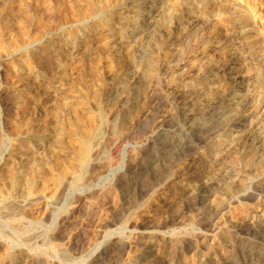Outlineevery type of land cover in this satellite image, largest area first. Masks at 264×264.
Returning a JSON list of instances; mask_svg holds the SVG:
<instances>
[{"label": "rangeland", "instance_id": "rangeland-1", "mask_svg": "<svg viewBox=\"0 0 264 264\" xmlns=\"http://www.w3.org/2000/svg\"><path fill=\"white\" fill-rule=\"evenodd\" d=\"M13 1L14 5L24 3L31 14L35 12L33 0ZM134 2L141 1L126 0L115 11L120 14L118 21L123 22L118 32L108 33L96 19L74 24L76 19L73 18L67 24L59 23L55 27L57 30L53 28L51 33L40 38L30 30L29 38H32L18 45V50L12 54L6 53V44L1 46L0 58L6 60L0 62V199L8 198L21 206L32 202L33 198H42L40 204L33 206L31 216L26 218L25 232L14 237L9 229L0 228V239L28 253L40 254L45 260H55L57 264H133L136 248L131 245L137 235L150 233L153 236L151 247L143 241L136 245L140 250L147 249L146 262H158L160 239L170 235L190 241V250L184 251L176 263L196 264L197 252L204 262L205 259L214 262L220 257L224 262L226 255L237 249L231 242L232 245L228 244L220 251L228 225L247 214L255 220L260 217L261 206L264 208V95L258 88L264 83L260 78L249 76L245 87L260 92H256L257 97L253 95L256 100H249V105L253 106L251 120H246L242 127L230 132L233 119L239 116L232 112L212 123L210 133L220 144V151L219 157L209 162L204 175L198 181L177 178L183 160L189 156L185 148H175L171 153L162 148L149 149L148 153L144 148L151 142L160 146L171 138L168 130L175 120L176 93L173 90L182 87L187 79L194 78L192 76L199 70L212 67L210 62H204L205 65L199 64V70L193 73L189 69V59L200 55L201 37L206 29H212L214 17L184 15L182 4H166L153 27V36L155 40L159 38V44H152L145 54H141L136 50L139 15L124 12ZM3 21L1 17L0 27ZM190 22H193L192 26ZM180 35L181 45L167 57L166 64L160 66L163 45ZM112 45L116 46L114 52H107L109 49L106 48ZM42 55H49L55 61L54 76L36 65L35 57ZM217 55L213 54V59ZM215 80L211 78L208 86L217 85ZM204 90L195 97L193 112L209 102L212 88ZM104 103L110 105L112 117L104 112ZM143 109L147 112L141 116L139 112ZM96 110L100 111L103 121L102 149L95 154L93 169H88V175L79 186L69 180L67 189L60 194L55 179L62 174L61 170H70L74 166L78 151V144L74 137H70V131L76 119H82L80 131L84 133L91 122L92 125L99 124ZM13 123H17L18 135L11 129ZM190 134H185L182 139L193 146L197 141ZM155 136L160 137L153 142ZM24 157H29L25 163L28 167L21 163ZM12 173L18 180L10 178ZM26 176L33 180L32 186ZM261 178L263 184L258 185ZM185 182L189 183L187 189L182 188ZM234 184L238 185L235 187ZM51 192L57 195L53 197ZM222 197L225 199L221 200ZM217 204L219 210L214 207ZM70 210V218L59 226L58 237L34 243L37 236H50L57 229L60 218ZM45 212L48 216L42 218ZM215 213L219 219H213ZM116 239L126 242L122 250L111 256L100 255L99 247ZM263 248L264 244L249 243L244 253L253 262L257 260L254 254L261 253L263 258L258 264H264ZM215 249L219 256L212 254Z\"/></svg>", "mask_w": 264, "mask_h": 264}, {"label": "bare ground", "instance_id": "bare-ground-1", "mask_svg": "<svg viewBox=\"0 0 264 264\" xmlns=\"http://www.w3.org/2000/svg\"><path fill=\"white\" fill-rule=\"evenodd\" d=\"M124 1L126 0H33L35 4L34 5L35 12L31 14L30 10L24 6V3L22 4L19 3V5H14L15 3L13 0H0L1 2L0 3V18L2 17L4 19L0 27V54L3 51L1 46L2 45L4 46L5 44H6V49H5L6 53L9 52L12 54L13 52L17 51L18 45H23L26 43V39L29 38L30 30H32L36 38H40V36H44L48 33H51L52 29L53 28L55 29V27L59 23L66 22L65 24H67V22L72 21L73 18L76 19L74 20L75 21L74 24L83 22L85 20H88L89 18L96 19L97 24L102 25L103 28L106 31H108V33L118 32L123 22L118 21V15L120 14L115 11L119 9L121 3ZM140 1L141 2L139 3L134 2L130 4L126 9H124V12L125 13H136V15H139L138 28H136L137 34L139 35V40L136 45V50L138 53H141V54H145L148 51V48L152 46V44H155V45L157 43L159 44L158 42L159 38L155 40L153 36V31H154L153 27H154V23L156 21L157 16L162 14L161 12L165 8L166 4L168 5L171 4L174 6L182 4V6L184 7V10H183L184 15H201L203 18H207L210 16L214 17L212 29L211 27L209 29H206L205 33L201 37V40H200L201 46L199 47H202L201 48L202 50H201L200 55L193 57V59H189L190 60L189 69L192 70L193 73L195 71L197 72L199 70L198 67H200L199 64H202V63L204 64V62L205 63L210 62V64H212V67L209 69L203 70V71L199 70L196 75L192 76L194 78H190L189 80L187 79V81L182 83L183 84L182 87H176L175 90H173V93L174 94L176 93L175 108H174L175 120H174V123L171 125L170 129L168 130L171 133V138L169 140L166 139L162 145L156 146L157 144L155 145L156 142H154V140H157V138L160 136L158 137L155 136L154 138H152L154 144L151 142V144H149L147 147L144 148L145 151L152 149V148L153 149L162 148L167 153H171V151L175 148H179V147L185 148V151L186 152L188 151L187 153L189 154V156L183 160L182 167L177 174V178L184 179L186 181H189V179L198 181L204 175V171L206 167L208 166L209 162L211 160L214 161V159L217 158V156L219 155V151H220V148L218 146L220 144L213 140L214 138H212L211 133H210L211 132L210 130H212L211 129L212 123L216 122L217 119L220 118L221 116H226L229 113L239 115L233 119L234 126H233V129L232 128L230 129V132H233L234 129L239 128L240 126L242 127L243 123L246 120H248L249 118L251 120V115H252L251 108H253V106L251 107L249 105L251 103V102L249 103V100L253 98L254 94L256 95V92H258V90H255L256 89L255 88L253 90L250 89L251 90L250 91L248 87H245V86L248 85L247 84L249 82L248 78L249 76H252V75L255 78L256 77L258 79L260 78L264 83V0H140ZM141 3L143 4L145 3L146 5L144 4V5L139 6L138 4H141ZM192 24L193 22H190V26H192ZM31 38H29L28 40H30ZM180 42H182L181 35L178 36L175 40L173 41L171 40L170 42L166 44H164L165 42L164 43L161 42V44H164L163 45L164 49L162 51V61L161 63H159L160 66H163L166 64L165 60L167 59L168 56H170L175 51L176 47L179 46ZM115 47H116L115 45L114 46L112 45L111 47L106 48V49H109L107 52H114ZM4 53L5 52H3V54ZM211 53L213 54L218 53V55L213 59L212 57L213 54L211 55ZM31 56L32 57L35 56L33 51L31 53ZM105 56H107V54ZM35 59H36V65L39 68H41L42 70L46 71L48 74H51L53 76L54 74H56V67L54 63L55 61L49 58V55L38 56V57H35ZM4 60H6L5 57L0 58V62ZM175 62L177 61L175 60ZM4 65L6 66V64ZM156 65L158 64L156 63ZM57 67H60V66H57ZM211 78H213L214 80L216 79L215 81H218L217 82L218 84L215 85L216 83L215 84L213 83L215 86L209 87L208 84L212 82ZM255 78L253 79V81L255 80ZM208 81H211V82H208ZM207 88H212L211 96H210L211 98L209 102L199 111L197 110L196 112H193L194 109L192 110V108H194L193 101H195L196 99L195 97L198 95L199 92ZM258 88H261V90H263L261 94L264 95V84L262 87H258ZM201 93L199 94L201 95ZM257 96L258 95H256V97ZM111 103L109 102V104ZM134 103H136V101ZM131 104L129 106V109L132 108ZM104 108H105L104 112L107 114V116H110L112 114L110 105ZM146 112H147V109H143V110H140L139 114L143 116L144 114H146ZM105 113L103 114L105 115ZM95 114H96V118L98 119L97 121H99V124L92 125V122H91L90 127H88L87 132L85 133L82 130L80 131V125L82 123L81 122L82 119L81 120L76 119L73 124V129L70 131L72 136L70 137H74V140L77 142L78 151L76 153V157L74 156L75 157L74 166L70 170L68 169L69 171L65 168L67 170L65 173H64L65 169L61 170L62 174L59 175L55 179V185L59 193L67 189L69 180L73 182L75 185L79 186L78 184L84 178H86L85 176L87 174L88 169L91 166H93L95 154H98L99 150L102 149L101 143H102V140L104 141L103 137L101 136L102 135L101 134V122L103 124V121H101L102 115L100 114V111L98 110L95 111ZM83 118H86V117H83ZM28 125L29 127H31L30 126L31 124H28ZM11 129L16 135H18L19 128L17 126V123H13L11 126ZM80 132L84 134H81ZM190 133L194 136V138L197 141V143L193 146L184 142V140L182 139L185 134H190ZM70 142L72 141L70 140ZM62 144L66 145V143H62ZM68 149H71V148H68ZM69 153L71 152L69 151ZM20 157L18 160H20ZM28 158L27 157L21 158L22 160L21 163H24V166H27V167L28 165H25V163ZM14 173L11 174L10 178L13 180H18L17 176L14 175ZM64 174H66V177H64ZM27 176L26 178L29 179L28 177L30 175L28 177ZM31 178L29 180L26 179V181H28L29 186L33 184L32 183L33 180ZM238 178L241 179L240 177ZM262 179L263 178L259 179V181L257 182L258 185H260L263 182ZM236 181H239V180L236 179ZM232 182L234 183L235 181H232ZM188 185L189 183L185 182L182 188L187 189L189 187ZM230 189L231 187L229 188V190ZM260 189H262V186ZM224 192L222 193L223 195H224ZM55 194L57 195V193ZM55 194L53 195V197L55 196ZM227 196L225 197L227 198ZM40 198H37V197L33 198L32 200L33 203L30 200V202L25 205H21V203L19 202L21 206H19V204L16 201L8 200V198L6 199L3 198L4 200L0 199V228L9 229L11 231L10 234L12 236L19 237V234L21 235V233L25 232L23 230L25 228L24 224L27 221L26 218L28 216H31V214L33 213V210H34L33 206L35 204H40L41 202L39 201ZM220 199L222 200L223 197ZM55 200L56 199L52 200V202H55ZM219 203H223V202L220 201ZM218 205L219 204L215 205L214 207L217 209ZM222 207L224 208L223 205ZM262 207L263 206H261V208L259 207L260 217L255 218V220H251L250 218L252 216L249 218V215L247 214L246 216L239 219L238 221L236 220L233 223H230L228 225L229 229L226 231V235L223 236V239H221L223 241H222L220 251L223 250L222 248H226L228 244H231V242L232 244L236 245L237 249L235 248L236 251L233 253H230L228 251L229 252L227 254L228 256L226 255L225 260L223 259L224 262H222L221 257L215 260L213 259L214 257H212L214 262H208V260L206 261V259L204 262V259H201L202 256L200 255V253L197 252L195 255L196 264H258V262L262 260L263 255L261 253L254 254V257H257V260L256 258H254L256 261L253 262V259L251 257H247L245 255L246 252L244 251V249H245V246H247L249 243L254 244L256 246L257 245L260 246V244H264V208ZM250 210L252 209L250 208ZM71 211L72 210H70L69 212L67 211L68 214L60 218V223L58 224L57 229H55V231H53L50 234V236L49 235L44 236V237L37 236V238L35 239L33 238L35 240L34 243H38V242L43 243L46 240H54L56 237H58L59 229H60L59 226L64 225V223L67 222V220L70 218L69 215ZM216 212L218 213V211ZM217 213H215V216H213L214 220L218 218L216 215ZM251 213L252 212H250V215ZM47 216H48V212H45L43 213L42 218H46ZM28 238L26 239L28 240ZM135 239L136 241H133L134 245H131V246H134V248H136L135 258H134L135 260L133 264H178L176 263L177 258L181 256V254L184 251L190 250V247H191L190 241L187 240V238H179V237L177 238L175 236L173 237L170 235L163 236L160 239L161 249L156 258L158 259V262L157 261L156 262L155 261L146 262L145 256L147 253V249L140 250L139 248L136 247V245L140 244V242L143 241L144 243L146 242V246L151 247L154 242L153 236H151L150 233H147V234L141 233L137 235ZM68 243L70 244L72 243V241H69ZM125 244L126 242L120 239L111 240L109 243L99 247V249H101L100 255L104 256L107 254V256L109 255L111 256L113 253L120 252L122 250V247ZM231 245H229V247ZM197 246H196V249H197ZM26 251H24V249L22 250L19 247L9 245L5 242V240L3 241L0 239V264H57L55 260H48V259L45 260L41 257L40 254L34 255ZM212 254L215 256L220 255L219 251L216 249L212 251ZM238 258H240V261H238Z\"/></svg>", "mask_w": 264, "mask_h": 264}]
</instances>
